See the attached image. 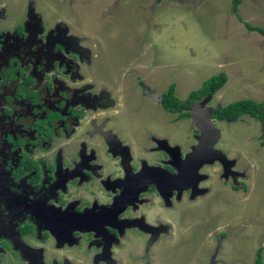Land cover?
<instances>
[{"label":"flooded vegetation","instance_id":"1","mask_svg":"<svg viewBox=\"0 0 264 264\" xmlns=\"http://www.w3.org/2000/svg\"><path fill=\"white\" fill-rule=\"evenodd\" d=\"M36 10L27 6L11 39L0 33V57L7 58L0 65V118L7 122L0 126V264H152L162 239H177L178 204L206 187L189 177L203 161L196 147L198 155H190L181 138L180 161L173 148L179 113L163 105L172 84L160 93L138 80L151 109L133 108L128 117L112 82L98 86L86 77L94 57L80 36L53 32L56 18ZM12 47L16 54L8 55ZM218 109L213 119L227 124ZM163 129L169 145L161 142ZM181 185L191 191L179 201Z\"/></svg>","mask_w":264,"mask_h":264},{"label":"rangeland","instance_id":"2","mask_svg":"<svg viewBox=\"0 0 264 264\" xmlns=\"http://www.w3.org/2000/svg\"><path fill=\"white\" fill-rule=\"evenodd\" d=\"M28 5L38 7L37 14L45 13V19L56 18L53 32L80 36V44L94 57V67L84 69L86 77L98 86L112 82L117 92L113 99L130 118L133 108L151 109L140 98L138 80L155 83L156 88L151 86L160 93L175 84L177 97L187 101L206 81L227 74L225 87L197 103L192 118L180 120L171 135L162 131L161 142L169 145L170 135L177 143L173 148L179 161L181 138L189 140L190 153L196 147L199 155L194 154L203 161L189 177L206 187L197 190L196 198L178 204L173 216L178 221L173 231L177 239L163 238L158 259L151 263L256 264L262 250L264 264V121L249 115L227 124L213 119L216 108L238 101L264 104V35L247 27L264 30V0H241L236 10L234 0H0V33L11 39ZM7 54H16L15 47ZM6 60L0 57V65ZM5 96H0V104ZM4 109L0 106V113ZM6 123L0 118V126ZM207 128L213 130L208 141L203 136ZM212 153L214 158L206 157ZM189 160L186 156L187 167ZM150 181L157 187L154 178ZM179 190V201L183 191H191L182 185Z\"/></svg>","mask_w":264,"mask_h":264},{"label":"trees","instance_id":"3","mask_svg":"<svg viewBox=\"0 0 264 264\" xmlns=\"http://www.w3.org/2000/svg\"><path fill=\"white\" fill-rule=\"evenodd\" d=\"M241 0H234V10L240 4ZM249 30L257 31L264 35V30L259 27L247 25ZM228 82V76L226 73L216 75L206 81L200 90L194 91L190 94L187 101L181 100L176 95V85L172 84L170 90L167 92L164 98V107L170 112L179 113V119L183 120L190 117V110L192 105L196 101H202L203 99L210 98L215 95L218 91L225 87ZM249 115L252 118L263 120L264 117V104L258 103L255 100L247 99L235 102L224 109H218L216 116L222 121H236L237 119ZM256 264H263L262 250L258 252Z\"/></svg>","mask_w":264,"mask_h":264},{"label":"crops","instance_id":"4","mask_svg":"<svg viewBox=\"0 0 264 264\" xmlns=\"http://www.w3.org/2000/svg\"><path fill=\"white\" fill-rule=\"evenodd\" d=\"M190 155H192V153Z\"/></svg>","mask_w":264,"mask_h":264},{"label":"bare ground","instance_id":"5","mask_svg":"<svg viewBox=\"0 0 264 264\" xmlns=\"http://www.w3.org/2000/svg\"><path fill=\"white\" fill-rule=\"evenodd\" d=\"M126 101V100H125Z\"/></svg>","mask_w":264,"mask_h":264}]
</instances>
